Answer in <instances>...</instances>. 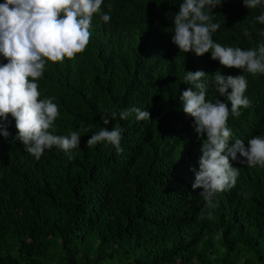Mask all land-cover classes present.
<instances>
[{"label": "trees", "instance_id": "16d2710c", "mask_svg": "<svg viewBox=\"0 0 264 264\" xmlns=\"http://www.w3.org/2000/svg\"><path fill=\"white\" fill-rule=\"evenodd\" d=\"M182 2L154 0L140 14L157 8L139 18L126 17L122 0H116L111 22L129 31L133 68L115 71L119 75L107 82L96 75L85 79L79 71L71 82L70 74V89L55 97L54 134L79 132L80 147L73 149L72 159L46 149L37 160L23 151L9 116L10 136L0 134V264H264V208L241 227L216 205L223 196H215L216 206L208 208L202 189L183 188L178 177L179 166L202 155L194 156L201 138L178 99L181 80L191 66L214 61L210 52L183 53L172 42L174 21L167 16ZM238 4L228 0L224 9ZM262 12L261 6L246 14L239 9L231 15L236 25L226 21L213 39L225 47H258L264 24L255 18ZM111 57L118 59L119 50ZM88 61L84 66H91ZM66 66H52L54 86L65 81ZM257 75H249L245 92L256 111L264 108V81ZM142 85L144 102L155 105L159 120H112V128L123 130L120 154L105 143L87 148L83 133L99 128L101 117L111 118L125 106L126 95ZM52 88L53 81L44 95L54 93ZM216 98L215 89L213 96L208 91L207 99ZM245 116L243 109L230 123L237 135L247 137L253 123L247 125Z\"/></svg>", "mask_w": 264, "mask_h": 264}, {"label": "clouds", "instance_id": "9594fccd", "mask_svg": "<svg viewBox=\"0 0 264 264\" xmlns=\"http://www.w3.org/2000/svg\"><path fill=\"white\" fill-rule=\"evenodd\" d=\"M153 1L122 0L121 8L127 11L126 17L142 18L157 8L154 5L140 14ZM115 5L116 0H0V134L10 136L5 122L11 116L20 148L37 160L46 149L72 159L73 149L80 147L78 131L54 134L59 116L55 97L70 89V74L71 82L76 71L85 79L96 75L107 82L119 75L115 71L133 68L127 48L129 31L111 22L115 17L109 10ZM227 6L228 0H183L167 17L174 21L172 42L180 52L197 56L210 52L214 60L191 66L181 80L178 99L183 111L194 118L193 127L201 138L194 156L197 152L202 155L199 161L190 156L179 166L178 177L183 188L202 189L199 195L208 208L217 205L242 227L253 212L264 208V108L254 110L249 95L245 96L249 75L258 74L256 79L264 81V42L245 50L225 47L213 36L239 9L246 14L249 9L264 7V0H239L238 8L230 11L224 9ZM255 19L264 24V12ZM232 24L236 25L234 20ZM259 34L264 37V30ZM115 50H119L118 59L111 57ZM195 54L184 56L201 61ZM85 60L91 66H84ZM63 63L67 65L66 79L54 86L51 68ZM52 81L54 93L44 95ZM214 89L219 98L207 99L208 91L213 96ZM126 97L125 106L116 108L111 118L102 116L99 128L83 133L87 148L105 143L120 154L123 130L112 128V120L118 123L128 116L134 118L133 123L159 120L155 105L144 102L143 85ZM243 109L246 124L253 123L247 137L237 135L230 123ZM215 196H223L219 205L213 204ZM208 218L212 219L211 212Z\"/></svg>", "mask_w": 264, "mask_h": 264}]
</instances>
